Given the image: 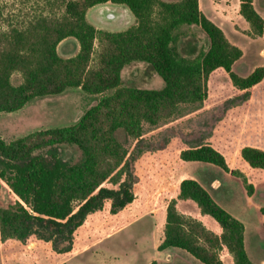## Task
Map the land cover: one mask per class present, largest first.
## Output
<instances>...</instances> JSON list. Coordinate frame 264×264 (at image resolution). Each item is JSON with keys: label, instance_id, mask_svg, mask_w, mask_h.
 <instances>
[{"label": "trees", "instance_id": "obj_1", "mask_svg": "<svg viewBox=\"0 0 264 264\" xmlns=\"http://www.w3.org/2000/svg\"><path fill=\"white\" fill-rule=\"evenodd\" d=\"M107 1L126 6L134 23L117 31L90 23L86 10ZM53 5L59 11L0 29V112L18 110L35 97L73 87L96 102L72 124L33 130L11 140L0 135V187L5 186L10 198L8 205L0 206V243L16 238L55 248L66 242L61 248L66 253L73 250L75 232L88 213L106 205L116 213L134 199V160L136 152L147 146L144 122L156 124L182 104L205 100L217 71L234 90L258 92L264 89V65L245 76L236 73L233 64L242 49L204 14L198 0H54ZM238 13L252 36H264V17L254 0H238ZM183 25L197 26L207 38V48L191 46L186 52L184 44L178 46V29ZM66 37L79 46L69 57L57 51ZM133 61L144 62L162 79V87L122 84L121 71ZM14 72L21 75L18 84L11 81ZM130 140L134 153L128 147ZM60 143L77 146L80 157L73 162L62 158ZM238 155L250 168L264 171L263 148L243 144ZM180 157L237 174L227 155L201 131L192 134ZM252 190L248 183L249 196ZM179 200L193 201L201 214L216 221L220 232L180 213ZM156 247L185 251L203 264H225L217 253L223 247L232 253L234 264H255L245 250L243 223L189 176L179 181L175 196L167 200ZM147 264L157 263L153 259Z\"/></svg>", "mask_w": 264, "mask_h": 264}, {"label": "rangeland", "instance_id": "obj_2", "mask_svg": "<svg viewBox=\"0 0 264 264\" xmlns=\"http://www.w3.org/2000/svg\"><path fill=\"white\" fill-rule=\"evenodd\" d=\"M53 3L54 0H0V29L21 26L39 14L59 11ZM199 3L212 21L220 23L227 39L242 49V56L233 64L236 73L246 75L255 66L264 64V52L260 53L264 49V36L250 34L248 23L238 13V0H223L216 4L211 0H199ZM255 8L264 17V0H257ZM86 18L97 28L113 31L123 30L134 23V16L126 6L112 2L91 6ZM178 32L177 45L184 44L186 52L191 46H196L197 50L207 48V38L197 26L183 25ZM57 50L62 56L75 53L72 44L63 42ZM121 77L124 85L145 88L163 85L162 79L141 61L126 65ZM11 81L18 84L20 73L14 72ZM228 99L231 100L226 104ZM95 102V98L78 87L35 97L18 110L0 112V135L11 140L33 130L72 124ZM200 131L205 134V140L227 155L230 166L237 170L236 175L224 174L213 165L185 161L180 157V150L192 134ZM142 134L147 146L139 152L134 150V142L128 141L129 149L136 152L135 182L132 185L134 199L116 213H111L106 205L87 214L73 240L75 246L78 244L85 250L62 259L66 253L61 248L66 242L53 248L49 243L7 238L0 243V264H95L101 263L99 258H104L106 263L138 264L151 260L157 254L155 243L163 233L167 200L175 196L179 181L187 176L197 179L219 205L241 220L250 243L253 237L256 245L264 251L261 221L264 219V171L250 168L238 155V147L243 144L264 148V89L248 93L236 91L224 74L217 71L209 82L205 100L182 104L171 117L156 124L144 122ZM59 151L61 157L70 162L81 154L77 146L67 143H60ZM248 183L253 184L251 196L247 193ZM9 202L2 185L0 206ZM176 206L186 217L199 220L212 232H220L216 221L201 214L193 201L187 200ZM254 249L255 246H249L252 258ZM217 253L222 255L225 263L233 262L232 253L226 248L222 247ZM109 255L119 259L112 260ZM159 262L174 264L176 261L165 262L160 258Z\"/></svg>", "mask_w": 264, "mask_h": 264}, {"label": "crops", "instance_id": "obj_3", "mask_svg": "<svg viewBox=\"0 0 264 264\" xmlns=\"http://www.w3.org/2000/svg\"><path fill=\"white\" fill-rule=\"evenodd\" d=\"M199 1V0H198ZM212 1V0H211ZM223 0H219V1H217V2H213V4H216V3H220V2H222ZM256 1L257 0H254V6L256 5ZM108 2V1H107ZM105 3V2H104ZM199 5H200V3H199ZM90 8V7H89ZM88 8V9H89ZM200 8H201V10L203 11V9H202V7L200 6ZM212 8H213V5H212ZM88 9L86 10V13H87V11H88ZM237 10H238V5H237ZM204 12V11H203ZM204 14H205V12H204ZM108 15H112L113 16V14H108ZM206 15V14H205ZM207 16V15H206ZM241 16V15H240ZM208 17V16H207ZM209 18V17H208ZM210 19V18H209ZM214 22V21H213ZM215 23V22H214ZM215 24H217L220 28H221V25H220V23L218 22V23H215ZM222 29V28H221ZM223 30V29H222ZM224 32V31H223ZM225 34V33H224ZM60 42H63V43H65V44H67V45H71L72 44V46L74 47V49H75V53L77 52V50H78V43H77V41L75 40V39H70V37H66V38H63ZM60 42L57 44V46L60 44ZM67 49H68V47H66ZM58 51V50H57ZM262 52H264V49H262L261 51H260V53L262 54ZM75 53H73V54H65L63 57H69V56H72V55H74ZM62 56V55H61ZM235 63V62H234ZM264 65V64H263ZM259 66V65H258ZM256 67V66H255ZM253 69V68H252ZM251 69V70H252ZM250 70V71H251ZM249 71V72H250ZM248 72V73H249ZM247 73V74H248ZM246 74V75H247ZM242 76H245V75H242ZM264 149V148H263ZM221 172V171H220ZM189 177H191V176H189ZM194 178V177H193ZM197 180V179H196ZM205 188V187H204ZM206 189V188H205ZM207 190V189H206ZM208 191V190H207ZM209 192V191H208ZM210 194V193H209ZM211 195V194H210ZM251 196V195H250ZM212 197V196H211ZM185 201H187V200H185ZM185 201H182V200H179L178 202H177V204L178 203H181V202H185ZM167 204V203H166ZM221 206V205H220ZM226 210V209H225ZM226 211H228V210H226ZM229 212V211H228ZM230 213V212H229ZM231 214V213H230ZM204 215H206V214H204ZM232 215V214H231ZM232 216H234V215H232ZM235 217V216H234ZM236 218V217H235ZM238 219V218H237ZM239 220V219H238ZM263 220L264 219H262L261 221L263 222ZM241 221V220H240ZM242 222V221H241ZM243 223V222H242ZM243 225H244V246H245V250H246V252H247V255L249 256V258H250V260L252 261V262H254L255 264H264V251L258 246V245H256V241L254 240V238L252 237V243H250V241H249V239H250V237L248 238L247 237V234H246V226H245V224L243 223ZM263 226V225H262ZM245 234H246V237H245ZM262 234L264 235V231H262ZM157 243H155V246H157L156 245ZM255 246V249H254V251H255V253H254V258H252L250 255L251 254H249V246ZM252 248V247H251ZM156 249H157V247H156ZM253 249V248H252ZM82 250H85V247L83 248V249H80V247H79V245L77 244L76 246H75V244H74V248H73V250H71V251H69V252H66V257H62V259H65V258H67V257H69V256H71V255H74V254H76V253H79V252H82ZM96 255V254H95ZM99 256V255H98ZM109 257H112V260H118L119 259V257H116V256H110L109 255ZM219 257H220V259L223 261V257H222V255H219ZM160 258H163L164 259V261L165 262H171L172 261V259L173 260H175L176 262L174 263V264H202V262H200V261H198L197 259H195L194 257H192L190 254H188L187 252H185V251H182V250H179V249H175V248H165V249H162V250H158L157 249V254L155 255V257L153 258L154 260H156V263L157 264H160V262H159V259ZM153 259H151V260H153ZM99 260H100V262L101 263H99V261H98V263H95V264H120L119 262H117V261H111V262H109V263H106V260L104 259V258H99ZM151 260H149V259H146V260H143L141 263H138V264H147V263H149ZM224 262V261H223ZM225 263V262H224ZM122 264V263H121ZM126 264H132V263H126ZM225 264H234L233 262L232 263H225Z\"/></svg>", "mask_w": 264, "mask_h": 264}]
</instances>
